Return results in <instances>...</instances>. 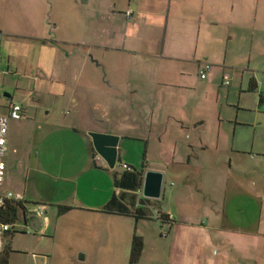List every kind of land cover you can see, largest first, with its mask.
I'll return each mask as SVG.
<instances>
[{
	"label": "crops",
	"instance_id": "0c3cea01",
	"mask_svg": "<svg viewBox=\"0 0 264 264\" xmlns=\"http://www.w3.org/2000/svg\"><path fill=\"white\" fill-rule=\"evenodd\" d=\"M127 10H132V15L127 16ZM60 26L68 33L74 32V37L62 40L59 38L63 36L51 35ZM14 41L24 46L23 60H20L28 69L33 68V53L41 54V62L48 63L41 65H45L42 67L45 74L51 70L49 64L53 58L65 60L71 56L70 49L65 51L64 42L76 51L81 47L85 51L81 66L88 64L89 57H95L92 61L108 71L110 80H103L96 88L105 94L110 109L117 108L113 101L126 91L125 86L136 94L144 86L142 78L153 79L156 116L158 97L167 94L169 106L178 110L176 115L181 118L169 115L165 121L166 116L163 118L160 114L155 120L154 110L153 119L151 116L144 122L146 126L151 125L147 142L151 135L164 141L170 128L177 134L178 131L182 135L187 133L189 140L185 161L181 162L186 164L184 169H168L162 162L150 168L162 171L164 182L170 171L177 179L180 174L184 175L183 181L171 188L170 203L164 201L165 183L158 199L161 212L171 217L163 222L171 237L166 242L165 256L161 254L163 248L151 240L152 235L144 230L137 233L140 221H147L151 214L136 220L132 215L102 210L116 190L115 175L111 168H106L108 165L99 154L93 157L94 144L89 130L83 132L84 148L80 157L67 161V170L73 172L63 178L65 183L60 189L66 192L56 200L59 206L70 205L73 211L78 209L87 215L91 212L106 217L108 223L120 218L116 216L134 218V234L142 236L144 241L142 255L134 264H151L147 260L150 250L156 252V264H264V183H259L258 177L264 167V145L255 144V131L250 134L254 126L250 113L264 105L263 91H260L264 89L261 75L264 69L258 64V53H264V0H0V42L11 47ZM205 63H211V68L207 77L202 78L200 70ZM132 78L137 82L131 81ZM226 79L230 84H224ZM252 83L255 88L251 87ZM13 102L11 98L6 107ZM94 105L100 108L102 101L96 100ZM26 113L24 107L22 118L10 119L6 178L0 186V193L13 190L24 195L25 208L17 210L21 209L27 217L22 229L37 225L31 222L34 215L29 213L27 188L23 190L28 178L24 187L10 188L14 175L17 172L28 175L30 168L33 151L30 147L27 149L26 136L18 140L13 132L14 126L21 128L23 118L28 116ZM137 125L142 124L137 122ZM93 130L120 137L118 157L121 159L122 143L128 134L110 128ZM251 135L254 141L247 146ZM181 139L174 137L175 142ZM176 153L174 150L170 157L176 159ZM256 158L262 160L260 167L250 164ZM170 163L175 164L176 160ZM122 164L131 167L125 161ZM234 170L241 176L233 177ZM85 174L101 181L94 186L96 196L92 203L79 194V182ZM242 195L255 203L260 201L258 218L251 221L242 218L246 212L239 208L247 202L237 201ZM40 220L44 233L49 217L46 215ZM13 233L7 237V250ZM147 237L153 244L149 242L150 248ZM85 257L81 253L79 259Z\"/></svg>",
	"mask_w": 264,
	"mask_h": 264
},
{
	"label": "rangeland",
	"instance_id": "374dc122",
	"mask_svg": "<svg viewBox=\"0 0 264 264\" xmlns=\"http://www.w3.org/2000/svg\"><path fill=\"white\" fill-rule=\"evenodd\" d=\"M52 34L53 36H63L59 38L62 40L68 37L73 38L75 35L71 31L68 33V30L61 26L58 29H53ZM64 44L65 51L71 50V56L65 60L63 58L54 60L53 58L49 64L51 70L45 74L42 69L48 63L41 62V54L33 53L35 61L31 70L26 67V63L21 61L23 60L21 52H23L24 46L22 47L17 41H14L11 47L0 42V72L3 73L0 75V109L6 111L8 108L6 103L11 98L15 103L26 108L28 116L23 118L20 129L13 124V132L18 140H21L23 135V137L26 136L27 149L30 147L33 151L32 158L29 160L28 175L24 176L22 172H17L10 182L12 184L10 188L24 187L25 179L28 178L25 189L21 187V190L27 188L29 205L47 204L46 215L49 217V226L44 233L41 231L30 232L28 227L22 229L24 213L21 209L18 211L17 216L13 218L16 231L9 239L8 264H126L130 258L137 218L135 217V220L131 217L116 216L120 218L108 223L106 217L91 212H88L90 214L87 215L78 209L73 211L71 210L73 207L70 205L66 206L72 208L60 209L56 200L66 192V190L60 189V186L62 188L65 183L63 178L73 172L67 170V161L74 156L80 157L79 153L81 154V149L84 148L85 135L83 132L89 130V135L93 129L110 128L128 134L122 143L124 149L121 159H118L115 166L117 170L123 169L121 167L123 161L138 170L156 167L161 162L165 163L168 169L175 167L184 169L186 164L181 162L185 161L184 155L189 140L186 137L187 133L182 135L178 131L177 134L170 128L164 141L161 142L151 135L152 137H149L150 140L147 142L151 125L146 126L144 122L151 116L153 119L154 110L155 120L159 119L160 114H163V118L166 116L165 121L169 115H172L173 118L177 116L178 110L169 106L168 99H166L168 98L167 94L166 96L159 95L157 101L159 113L156 116V84L153 79L144 77L142 78L144 86L140 87L139 93L133 94L132 89L125 86L126 91L118 94L113 101L117 108L110 109L108 103L106 104L105 94L96 88L98 83L103 84V80H110L108 71L97 66V62L92 61L95 57H89L88 64L81 66L85 51L81 50V47L76 51L69 43L64 42ZM258 57H260L258 64L264 69V53H258ZM42 64L45 65L41 66ZM261 75L264 77V74ZM110 78H112L111 74ZM98 79H100L99 82ZM131 81L137 82V79L132 78ZM260 91H263L264 95V89L261 88ZM7 94H10L11 97H8ZM96 100L102 101V107L94 105ZM133 103L139 105L134 107ZM176 118L181 117L177 116ZM250 119L254 120L250 134L256 132L255 144L264 145V105L261 109L250 113ZM126 122L129 125L122 127L121 124ZM137 122L142 125L138 126ZM154 128H156V121ZM93 132L100 131L93 130ZM177 136L183 139L175 142L174 137L177 138ZM250 137L247 146H250V143L254 141L253 135ZM174 150H177L176 159L170 157ZM72 151L77 154L72 155ZM174 160H176L175 164L170 163ZM260 161H262L260 158H256L251 160L250 164L255 163L257 167H260ZM173 173L172 171L168 172L164 182L166 190L164 201L167 203H170L168 196L171 188L183 181L184 178V175L180 174L181 177L177 179ZM259 174V183L263 184L264 167ZM238 175L234 170L232 176L238 177ZM100 183V179L94 178L90 174L83 175L79 182L80 196L87 202H94L96 196L94 186L96 187ZM82 187L85 188V191ZM139 193L143 195L142 192ZM238 198L237 201H240V204L247 201L239 208L246 212L242 218L246 217L251 221L259 217L260 201L255 203L243 195ZM158 201V199L148 201L147 210L151 214V218L145 222L140 221L137 233L144 230L146 234L152 235L154 239L151 240L156 242V246L163 248V252H161L163 257L166 253L165 249H167L166 242L171 237L165 236L168 230L167 225H164L163 222L167 221H163L157 216V211H161ZM234 209L237 210L238 207L235 206ZM230 212H233L232 209ZM235 216H238L236 212ZM147 238V245L150 248L149 242L151 244L152 242L149 237ZM147 249L145 255H147ZM81 253L86 256L84 260L79 259ZM147 260L151 264H156V252L150 250Z\"/></svg>",
	"mask_w": 264,
	"mask_h": 264
},
{
	"label": "trees",
	"instance_id": "16d2710c",
	"mask_svg": "<svg viewBox=\"0 0 264 264\" xmlns=\"http://www.w3.org/2000/svg\"><path fill=\"white\" fill-rule=\"evenodd\" d=\"M252 88L255 85L252 83ZM93 157L98 155L95 147L92 146ZM120 159V158H119ZM107 168H110L109 166ZM115 175V186L114 191L110 200L104 205L102 210L110 214H125L132 215L139 218H145L149 216V211L147 206H149L148 201L150 198L141 195L142 185L144 179V169L138 170L133 167L123 168L122 170H117L116 168H111ZM25 208L22 202L15 203L11 205L13 215L9 213L4 216L5 220H12L17 213L19 208ZM72 208L66 205H60V209ZM157 216L163 221H168V214L157 211ZM144 248V241L142 236L135 234L132 240L131 252H130V264L136 263L141 255ZM0 264H8V250L6 249L4 255L1 257Z\"/></svg>",
	"mask_w": 264,
	"mask_h": 264
},
{
	"label": "built area",
	"instance_id": "2783aa9c",
	"mask_svg": "<svg viewBox=\"0 0 264 264\" xmlns=\"http://www.w3.org/2000/svg\"><path fill=\"white\" fill-rule=\"evenodd\" d=\"M132 10H127L126 15L130 16L132 15ZM211 68V63H205L200 70V76L202 78H206L208 74V70ZM224 84L228 85L230 84V80L226 79L224 80ZM24 107L21 104L18 103H11L9 105L8 111H2L0 109V186L4 183V180L6 178V168L7 164L5 161V154L7 149V143H8V133H9V125H10V119H20L23 117ZM122 168H128L129 165L122 164ZM142 191V190H141ZM24 201V195L21 192L13 191V190H6L3 193H0V260L1 257L7 247V237L9 234L15 232L16 230V224L14 223V220H5L4 216L6 214L13 215V211L11 209V205H14L15 203ZM47 205L44 203H37L33 204L30 209V214L35 215L37 217H45L47 212ZM18 213V212H17ZM17 213L15 216H17ZM14 216V217H15ZM171 217H168V220H170ZM22 225L24 226L23 222ZM44 227L43 223L41 225V228L38 231L42 232V228ZM28 231L34 232L32 227L28 226ZM168 232L165 233L167 235Z\"/></svg>",
	"mask_w": 264,
	"mask_h": 264
},
{
	"label": "water",
	"instance_id": "95a60500",
	"mask_svg": "<svg viewBox=\"0 0 264 264\" xmlns=\"http://www.w3.org/2000/svg\"><path fill=\"white\" fill-rule=\"evenodd\" d=\"M10 96V94H7ZM94 147L101 158L107 163L110 168H115L118 162V143L120 137L118 135L102 133V132H90ZM164 187V173L155 169H148L144 172V179L142 185V193L145 197L150 199H159L162 196ZM24 214V219L27 217ZM37 225L32 228L39 230L41 228V220L37 216H33L32 221Z\"/></svg>",
	"mask_w": 264,
	"mask_h": 264
}]
</instances>
